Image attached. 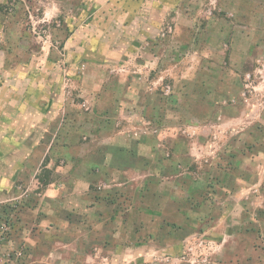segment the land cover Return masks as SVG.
<instances>
[{
	"label": "rangeland",
	"instance_id": "1",
	"mask_svg": "<svg viewBox=\"0 0 264 264\" xmlns=\"http://www.w3.org/2000/svg\"><path fill=\"white\" fill-rule=\"evenodd\" d=\"M1 59L52 62L56 138L75 139L76 123L81 143L100 144L92 131L106 125L128 156L147 151L122 184L104 168L88 183L128 208L138 244L57 261L54 225L70 214L55 208L87 177L86 150L1 149L0 264H264V237L235 236L264 232V0H0Z\"/></svg>",
	"mask_w": 264,
	"mask_h": 264
},
{
	"label": "crops",
	"instance_id": "2",
	"mask_svg": "<svg viewBox=\"0 0 264 264\" xmlns=\"http://www.w3.org/2000/svg\"><path fill=\"white\" fill-rule=\"evenodd\" d=\"M4 64L1 59L0 150L20 148L23 143L24 145L28 143L27 149L31 154L30 152L39 143H41V147L49 150L50 142L53 141L57 142L55 148L62 150L80 151L84 149L86 151L83 154L78 152V155H81L79 157L90 159L86 162L91 167L87 170V177H72L76 182L64 197L67 204H61L55 208L56 213H60L59 218L67 213L70 214V217L65 216V219L62 218L63 220L60 219V222L55 223L54 230L58 236L55 235V240L50 244L53 246L48 251L55 253L57 261H64L68 258L70 260L72 256L82 261L90 258L99 261L101 259L109 260L114 258L110 256L111 252L121 259L122 256H118V254H121L120 249L125 246L127 241L130 240L138 244L140 236L137 232V222L128 219L127 207L115 203V191L112 192L115 197H111V199L92 194L88 190V183H91L90 180L95 173H99V170L104 168L105 170L103 169L101 172L106 176V179L112 181V183L108 181L109 184H122L126 181V176L122 174L126 171V160L129 159V163L136 167L142 161L141 158L146 155L147 150L136 148L137 152L128 156L125 148L127 140L112 135L110 132L113 129L110 130L111 128L109 129V126L106 125H99L92 131V133L94 132L93 137L104 140L100 144L81 143L82 129H79L76 123H73L74 125L71 123V126L75 128H73L74 133L72 132L75 139L72 140V137L66 135L65 132L62 138H56L64 131L62 127H66V124L60 110V98L54 94L55 90L51 85L52 80H55V73L51 71L52 62L45 61L36 64L34 61H27L8 67ZM66 132L71 133L68 129ZM84 132L86 133V130L83 129ZM77 133L79 136H76ZM101 149L103 152L99 151ZM64 152L65 155H68L67 150ZM7 158H10L9 154ZM0 180L3 179L0 178ZM80 181L82 184L79 183ZM76 184L82 188L76 187ZM104 191L107 193L111 190ZM238 191H235L234 199L240 205L239 197L241 196ZM141 208L143 209L142 206ZM133 210L134 213L136 210ZM236 221L240 223L241 218L236 217ZM254 221L262 229L260 227L262 226L261 219L258 220L254 217ZM235 236L238 239H246L247 244L251 246V242L259 243L262 240L264 232L257 235L249 229L247 231L240 229ZM105 250H108L107 255L103 254Z\"/></svg>",
	"mask_w": 264,
	"mask_h": 264
},
{
	"label": "trees",
	"instance_id": "3",
	"mask_svg": "<svg viewBox=\"0 0 264 264\" xmlns=\"http://www.w3.org/2000/svg\"><path fill=\"white\" fill-rule=\"evenodd\" d=\"M42 169H46L45 168V165H44V167L42 168ZM44 171H48V170H44ZM48 178H47V176L46 175H44V177H41V176H38V178H37V180L40 182V183H42V184H44V185H46L47 183H48V180H47ZM1 207H2V209L3 210H1V212L2 213H6V216L7 217H10V215H11V211L13 210V207H11V206H9V204L8 203H4V204H1ZM6 222V223H5ZM5 222H2L4 225H7L8 224V219H5ZM0 223H1V220H0ZM0 227H2V224H0ZM10 227V225L7 227V228H9ZM3 232H5V231H3ZM17 259H18V262H19V264L21 263V260L17 257Z\"/></svg>",
	"mask_w": 264,
	"mask_h": 264
}]
</instances>
